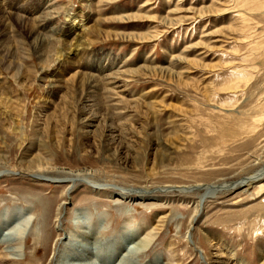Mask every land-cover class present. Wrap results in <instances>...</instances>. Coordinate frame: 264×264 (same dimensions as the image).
<instances>
[{"label": "rangeland", "instance_id": "1", "mask_svg": "<svg viewBox=\"0 0 264 264\" xmlns=\"http://www.w3.org/2000/svg\"><path fill=\"white\" fill-rule=\"evenodd\" d=\"M0 8V218L29 220L9 264H82L70 255L93 249L80 241L93 232L101 249L123 240L121 264H264L258 184L202 200L193 192L264 171V0H0ZM71 17L81 22L63 37ZM234 22L244 31L233 33ZM31 31L45 40L33 43ZM100 57L112 70H94ZM39 157L54 171L92 174L103 191L32 177L24 165ZM119 189L148 192L124 201ZM12 231L4 235L15 245ZM148 232L149 250L132 254L127 238Z\"/></svg>", "mask_w": 264, "mask_h": 264}, {"label": "bare ground", "instance_id": "2", "mask_svg": "<svg viewBox=\"0 0 264 264\" xmlns=\"http://www.w3.org/2000/svg\"><path fill=\"white\" fill-rule=\"evenodd\" d=\"M2 4V3H1ZM1 9V8H0ZM3 9V8H2ZM48 9V8H47ZM49 11V10H48ZM1 12V10H0ZM5 12V11H4ZM2 13V12H1ZM0 13V14H1ZM4 14V13H3ZM9 14V13H8ZM11 14V13H10ZM16 14V12H15ZM6 15V14H5ZM12 15V14H11ZM14 15V13H13ZM7 16V15H6ZM18 16V15H17ZM16 16V17H17ZM8 17V16H7ZM49 18V17H48ZM54 19V18H53ZM12 20V19H11ZM51 20V18H50ZM13 21V20H12ZM43 21V20H42ZM45 21H46V18H45ZM244 21V20H242ZM3 22V21H2ZM27 22V21H26ZM38 22V21H37ZM50 22V21H49ZM52 22V21H51ZM81 20L80 21H76V18L74 17H71L69 18V24H70V28L69 30L67 31L66 34H63L64 36L63 37H66V35L69 37L71 32L74 31L76 28V25L80 24ZM246 22V21H245ZM39 24V23H38ZM2 25V24H1ZM18 25V24H16ZM24 25V23H23ZM242 25H245V23L243 22H234L233 23V33L234 31L235 32H243V28L244 26ZM21 26V25H20ZM31 26V25H30ZM41 26V25H40ZM42 26L44 27L43 30L45 31H51L53 35H56L58 33V31H56V29L50 27V25H44L42 24ZM1 28L3 27L0 26ZM19 27V26H18ZM21 28V27H20ZM28 28V27H27ZM51 28V29H50ZM24 29V28H23ZM49 29V30H48ZM58 29V28H57ZM231 30V29H230ZM30 31V30H29ZM38 31V30H37ZM37 31H31L30 34L28 35L29 38L31 39V41L33 43H42L44 40H45V37L43 36H40ZM43 31H41L42 33ZM95 32V31H94ZM46 34V33H45ZM44 35V34H43ZM47 35V34H46ZM59 35V34H57ZM48 37V36H47ZM59 37H61L59 35ZM28 39V38H27ZM28 41V40H27ZM66 41V39H65ZM29 43V42H28ZM32 46V44H31ZM34 46V45H33ZM35 47V46H34ZM41 51V50H40ZM43 52V51H41ZM39 52V53H41ZM43 56V54H40ZM46 58V57H45ZM41 61V60H40ZM107 61V57H100L98 58L97 60L94 61L93 65L94 70H96V72H99V73H104L106 71H110L112 70V68L114 66H107V64H105ZM115 78V77H114ZM113 79V78H112ZM111 80V78H110ZM234 82V81H233ZM90 84H88V88L89 90L93 89V90H98L99 88V82L97 83V81H90L89 82ZM115 83V82H114ZM110 84V83H109ZM113 85V84H112ZM110 85V86H112ZM116 86V85H115ZM116 88V87H115ZM114 88V89H115ZM228 88V87H227ZM88 90V93H91L90 91ZM110 90H113V87L110 89ZM94 93V92H93ZM94 123V121H90L89 124H92ZM118 135V134H117ZM37 157V156H36ZM36 159V158H34ZM50 160L49 159H46V158H43V157H39L38 159L36 160H30L27 164L24 165V168L26 171L28 172H31L30 174H32V177L33 175L35 176H39V177H46L47 179H51V180H56L55 183H62V184H65L67 185L68 187L73 188L74 186H77L78 184H82L83 186H88L92 189L93 192H97V193H100L101 191H103V189H101V185L99 180L95 179V177L92 176V174L90 173H87L86 171L84 173H76L74 174V172H69V173H64L62 171H58V170H53L50 166ZM2 166V165H1ZM23 169V168H22ZM2 172V171H1ZM4 172V171H3ZM27 172V173H28ZM31 176V175H30ZM264 179V171H261L260 173L254 175L252 178H248V179H243V180H240L238 182H235L233 184H230V183H221L220 185H208V186H202L200 189L196 188L193 192H196V194L198 195V198H200L201 200L203 199L202 196H211V195H214L215 193H223V192H228V191H231V190H235V189H238L239 187H249V186H252L254 183L255 184H258V190L260 192L264 191V186L260 184L261 180ZM49 182V181H48ZM232 183V182H231ZM105 185V184H103ZM109 185V184H108ZM111 186V185H110ZM110 189V188H109ZM106 190V189H104ZM168 190V189H167ZM187 190V189H186ZM199 190V191H198ZM119 193L117 194V198L119 199H122L124 201H132V199L134 198V196H136L137 199L139 200H144L145 195L147 194L148 192V189L147 190H138V192H135L137 194H133L134 191L132 190H125V189H119ZM151 191V190H150ZM200 191H203L204 192V195L202 194L201 196H199V192ZM186 192H190L189 191H186ZM182 193V191H181ZM185 193V192H184ZM66 197V196H65ZM134 200V199H133ZM201 205V204H199ZM62 207L63 205L61 204V206H59L55 213L53 212V220H54V225H55V231L59 232L60 231V220H61V210H62ZM199 207V206H198ZM16 220V219H15ZM47 220V219H46ZM13 226V227H12ZM28 227H29V220L28 222H24L22 225H18V223H16V221L14 222H11V224H8V221L6 219H4V216H2L0 218V264H9L10 261H11V257L12 255H16L18 254L19 252H21V243L23 239H25L26 237V233H27V230H28ZM10 228H13V231L11 233V235L13 236L14 238V241L13 242H16L15 245H11V240L9 241L7 239V236L4 235V233L6 231H8ZM6 234V233H5ZM98 232H93L91 234H84V237L82 236V239L80 240L82 245H87L89 243L90 247L91 248H97V251H93V249L91 250H88V249H82V251H77V252H73V254H71V258L72 256L74 255L75 258L74 260L79 262V263H90V264H107L109 263L108 261L112 258L114 260V262H117L116 264H121V255H122V252L124 251V247H122V239L118 236L116 237L115 239H112L110 241V243H108V245H105L104 247L99 248L98 246H95V244L97 245V243H99L100 241L102 243L105 244V240H101ZM44 235V234H43ZM78 235V234H77ZM9 236V235H8ZM11 238V236H10ZM50 236L49 235H45L43 237V240L46 241L47 240H50L49 239ZM67 239V238H66ZM129 240V243H131L132 247L134 248V251L132 254H142L146 251L149 250L150 248V243L153 241L154 239V235L151 233V232H148L146 234H144L143 237L141 238H138V236H134L132 239L131 238H127ZM18 240L19 242L17 243ZM36 242L38 241V238L35 239ZM43 241V243H44ZM59 241V240H58ZM57 241V242H58ZM47 242V241H46ZM49 242V241H48ZM47 242V243H48ZM112 242V243H111ZM59 243V242H58ZM60 245H65L63 244V242L61 241L59 243ZM124 244V243H123ZM46 245V244H45ZM67 245V253H69V251L71 250L68 245L69 244H66ZM103 245V244H101ZM100 245V247H101ZM128 245V244H127ZM130 245V246H131ZM66 247V246H65ZM107 247V248H106ZM64 248V247H63ZM82 248V247H80ZM129 248V247H128ZM45 251L47 250V247L44 246L43 248ZM69 250V251H68ZM130 250V249H129ZM56 252V247L54 248V253ZM59 252V251H58ZM63 252V250H62ZM71 252V251H70ZM126 252V251H125ZM130 254V253H128ZM214 254V253H213ZM66 255V254H65ZM18 256V255H17ZM77 257V258H76ZM54 259V255L51 259V262L52 260ZM58 259H59V255H58ZM58 259H56V261L58 262ZM71 260V259H70ZM69 260V261H70ZM212 260V259H211ZM210 260V261H211ZM209 261V260H208ZM208 264H211L213 263L212 261ZM60 263V262H59ZM84 263V264H86ZM161 264H169L167 262H159ZM239 264V263H238ZM242 264V263H241Z\"/></svg>", "mask_w": 264, "mask_h": 264}]
</instances>
